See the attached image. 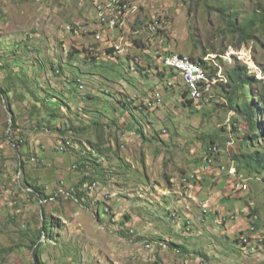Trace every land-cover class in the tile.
<instances>
[{
    "label": "rangeland",
    "instance_id": "rangeland-1",
    "mask_svg": "<svg viewBox=\"0 0 264 264\" xmlns=\"http://www.w3.org/2000/svg\"><path fill=\"white\" fill-rule=\"evenodd\" d=\"M124 4L130 12L121 29L99 25L111 7L123 16ZM263 7L264 0H0V88L7 91V101L0 96V264H33L29 247L46 217L43 264H199L204 256V264H264V184L237 172L236 138L248 126L222 86L232 67L246 66L257 80L246 101L264 113L256 101L264 39L238 48L223 20L232 14L246 24ZM163 51L203 59L219 79L210 97L185 103L178 72L166 78L156 58ZM54 100L56 121L47 116ZM67 126L84 130L62 135ZM63 139L71 147L62 149ZM97 139L104 153L90 147ZM211 142L222 151L210 168L202 161ZM228 163L247 191L233 190L235 180L218 169ZM24 180L53 200L33 197ZM74 192L80 201L69 199ZM231 213L243 226L221 219ZM250 221L260 228L253 244L240 236Z\"/></svg>",
    "mask_w": 264,
    "mask_h": 264
},
{
    "label": "trees",
    "instance_id": "trees-1",
    "mask_svg": "<svg viewBox=\"0 0 264 264\" xmlns=\"http://www.w3.org/2000/svg\"><path fill=\"white\" fill-rule=\"evenodd\" d=\"M223 11H224V9L220 8L218 12H221V14H222ZM223 20H224V24H225L227 31L230 32V34L233 37L238 36L240 38L239 44L237 45L238 48H240V46L242 44H244L248 41H257V42L259 41V42H261L264 39V7L260 8V10L258 11V14L254 18L249 19V21L246 24L237 25L234 18H232V14L231 15L228 14L227 16H225L223 18ZM256 32L258 33V37L255 36ZM134 44H136V45L138 44L136 40H134ZM262 44H264V43H262ZM182 56H184V55H182ZM202 56L203 57L205 56L204 52L202 53ZM189 58L191 60H193L194 62L199 63L204 69L205 63H204L203 59L196 60L193 57H189ZM4 68H7V67L5 66ZM163 71L165 73H167L169 71V76H167L166 78H172V76H176V74L171 69L165 68ZM210 77L212 78L211 75H210ZM227 80L228 81L226 82V85H222L226 89H227V87L230 88V95L226 97L227 103L230 105L232 110L235 111V113H241L242 115L245 116L246 125L248 126V130L243 135V137L241 139L236 138V141L239 140L238 141L239 142V144H238V152L239 153L237 154L238 155V157H237V162H238L237 172L239 174V171L243 170V171L247 172L248 174H254L256 176L257 175L261 176V180L263 182L262 184H264V146L260 145V144H263V142H264V113L262 110H259L257 108V106H255L252 99H249L246 101L245 93H244L245 89L248 90L254 83L257 82V80H255L253 78V76H251L248 73L246 66L232 67L227 73ZM217 82H219V79ZM215 86H216V84H215ZM186 94H187V91H186ZM6 95H7V91H3L0 88V96L3 98V100L5 99L7 101ZM256 95H257V99H256L257 105L262 106L264 104V89H262L261 91H256ZM235 96H238V99L242 100L241 105L238 103V99H234ZM184 99L186 101L185 103H188V104L194 103V101H191L190 99L186 100V96H184ZM53 103H55V100L53 101ZM53 103H51V104H53ZM55 104H56V108H53V107L48 108L51 105H49L47 107L48 110L50 109L47 116L49 119L56 121L58 111L59 110L61 111V109L59 108L60 102L55 103ZM53 106H55V105H53ZM8 110H9V112H11L9 104H8ZM259 119H261V122ZM15 126H16L15 121L13 119L11 127L13 129H15L16 128ZM96 127H101V126L96 125ZM80 129L81 128H77V127L73 128V126H71L70 128L69 127L64 128L63 130H60L59 132L62 135H68L70 133L76 134V133H81L84 130V129H82V130H80ZM138 132H139L138 134H141L140 131H138ZM66 140L67 139L62 140V144H63V146L61 147L62 149L69 148V146L71 147V143L69 141H66ZM16 143L17 144H14L15 148L17 149V151H19V148L23 147V145H22V143H19V142H16ZM213 145L214 144H212V142H211L207 145V148L205 149V154H204L203 161H202L204 164H206V162L210 163V160H209L210 157H207L206 154H207L208 148L210 146H213ZM90 147L92 148V150L96 149L98 152L104 153V150L101 151L103 146H102V144H100V141H98V139L94 142H90ZM116 156H118V154H116ZM217 156H219V154H217ZM20 157H21V155H20ZM203 163H202V165H203ZM233 163L235 165V161ZM25 168H26L25 162L23 161V159L21 157L19 159V170H22L23 172H25ZM190 178L193 179V178H195V176L192 175ZM186 180H188V179H186ZM193 181H195V179H193ZM25 184H27L26 181H25ZM27 186L29 189H32V191L29 193L33 197H34V195L37 196L39 201L45 202L46 200H53L52 197H47V195H45L44 189L42 187L34 186V185H30V184L29 185L27 184ZM61 193L66 195L68 193V191H65V193L62 191ZM73 194H74L75 198L73 200L71 198H69V199L72 202L80 201L79 197H78V195H79L78 192H74ZM62 198H63V196H62ZM42 210H43L42 212H45L44 209H42ZM231 214H236V213H231ZM252 215H255V213H253ZM97 216H98V214H97ZM242 217H243V213L240 212L239 218L242 219ZM47 219L48 218L46 217L45 220L41 221V223H40L41 227L38 229L36 238L34 240H31V245L29 247V250H31V253H32L31 255L33 258V264H43L41 259H40L41 247L43 246V244L39 243L38 241L40 239L39 237L41 236V234L43 232L47 236L46 239L48 240V238H49V233H50V222L49 221L50 220L48 219V221H47ZM236 221H237V218L233 222H236ZM250 227H254L256 233H258V231L260 230V228L253 222H251ZM250 227H248V228H250ZM248 228L244 229V231H241L242 234H240V236L245 235L247 233H250ZM239 241H240V246L244 247L245 244H243V242H241V238ZM251 242L253 243V241H251ZM252 246H248V249H250ZM203 259L208 261L207 257L204 256V257H202V263L206 262Z\"/></svg>",
    "mask_w": 264,
    "mask_h": 264
},
{
    "label": "built area",
    "instance_id": "built-area-1",
    "mask_svg": "<svg viewBox=\"0 0 264 264\" xmlns=\"http://www.w3.org/2000/svg\"><path fill=\"white\" fill-rule=\"evenodd\" d=\"M111 7V5H110ZM112 9L111 7V15L107 16L105 19H102L99 22V25L106 27L108 30H110V25H119L120 29L122 27V23L125 19L128 17V13L130 12V7L128 5H123V16H112ZM153 33H156V30H151ZM98 35V40H101L100 34ZM116 50H119V47H115ZM159 65L161 67H175V71H178L179 78L181 82L183 83L185 88L190 89V91L194 94V100H198L200 97H210L209 96V80L216 79L215 77H210L209 74H200L194 72V65L196 63L192 60V62H185L184 56L176 53V55L172 58H162L159 62ZM218 77V76H217ZM220 147H216L214 152H211V158L210 163L203 164L204 167H212V162L215 160L214 158L221 152ZM219 164L218 169L226 175L227 177H232L236 184L233 185V190L236 192H244L248 190V185L244 182V179L240 176H233L232 175V163H228V165ZM200 171V170H199ZM198 171V172H199ZM196 172H195V178H196ZM221 219L225 222L227 221H234L236 214H230V216L227 218L224 215H221ZM250 233H247L245 235H242V237L247 238L251 244H253L251 241L254 237V234H257L255 232L254 227L248 228ZM264 234V233H262ZM251 239V240H250ZM199 264H204L202 261Z\"/></svg>",
    "mask_w": 264,
    "mask_h": 264
},
{
    "label": "bare ground",
    "instance_id": "bare-ground-1",
    "mask_svg": "<svg viewBox=\"0 0 264 264\" xmlns=\"http://www.w3.org/2000/svg\"><path fill=\"white\" fill-rule=\"evenodd\" d=\"M121 1V0H120ZM123 3H121L120 5H122ZM100 5V4H99ZM124 5H126V4H124ZM115 7V6H114ZM117 7V6H116ZM122 7V6H121ZM110 8V7H109ZM120 8V7H119ZM116 10V9H115ZM120 10V9H119ZM123 13V12H122ZM114 14V13H113ZM103 15V14H102ZM116 16V15H115ZM122 16V15H121ZM152 21V20H151ZM114 28H115V26H117V28L118 29H120V26H118V25H112ZM155 30H156V28H155ZM95 38V37H94ZM96 38H97V40H98V35L96 36ZM165 46V45H164ZM120 54V53H119ZM176 55V53H169L168 51H163V52H158L157 53V56H156V58H157V60L160 62L161 61V59L162 58H172V57H174ZM184 61L185 62H192V60L189 58V57H186V56H184ZM196 63V65H194V72H196V73H200V74H208L204 69H203V67H201V65L199 64V63H197V62H195ZM164 68H170L171 70H174L175 71V67H164ZM178 72V71H177ZM218 79V78H217ZM216 81H218V80H216ZM170 86V85H169ZM209 93L211 92V88H212V80H209ZM186 89V91H187V94H189V96H190V99H191V101H194V102H197V101H203L206 97H200L198 100H194V94L190 91V89H188V88H185ZM161 98V97H160ZM232 142V141H231ZM227 145V144H226ZM230 145V144H229ZM230 146H232V145H230ZM216 149V147H214V146H210L209 148H208V151H207V154H206V156L207 157H210L211 158V152H214V150ZM230 149V148H229ZM209 155V156H208ZM210 158H209V160H210ZM207 163V162H206ZM204 164V163H203ZM235 172H236V169L233 167L232 168V174L234 175L235 174ZM237 174V173H236ZM194 176V175H193ZM194 179V178H193ZM190 180V179H189ZM184 185V184H183ZM247 240V239H246ZM249 241V240H248ZM149 248H151V247H149ZM255 248V247H254Z\"/></svg>",
    "mask_w": 264,
    "mask_h": 264
},
{
    "label": "crops",
    "instance_id": "crops-1",
    "mask_svg": "<svg viewBox=\"0 0 264 264\" xmlns=\"http://www.w3.org/2000/svg\"><path fill=\"white\" fill-rule=\"evenodd\" d=\"M236 223H241V226H243L241 220L236 221ZM244 225H245V224H244ZM190 228H191V227H190ZM191 234H192V233H191ZM177 249H178V250H176V252H177L179 255H180V254L182 255V252H183V254L186 253V251H184V247H183V246L180 247V245H178ZM180 249H181V250H180ZM176 252H175V253H176ZM177 253H176V254H177ZM210 253H211V252L208 251L205 255H207V256H211ZM179 255H178V256H179ZM186 255L190 256L191 254H186ZM200 257H201V256H200ZM186 258H187V257H184V259H186ZM201 258H202V257H201Z\"/></svg>",
    "mask_w": 264,
    "mask_h": 264
}]
</instances>
